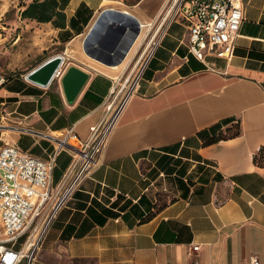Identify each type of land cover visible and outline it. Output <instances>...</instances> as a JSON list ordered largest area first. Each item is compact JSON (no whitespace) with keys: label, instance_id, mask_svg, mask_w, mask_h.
Listing matches in <instances>:
<instances>
[{"label":"crops","instance_id":"obj_1","mask_svg":"<svg viewBox=\"0 0 264 264\" xmlns=\"http://www.w3.org/2000/svg\"><path fill=\"white\" fill-rule=\"evenodd\" d=\"M106 1L22 5L19 18L49 35L50 54L28 72L78 49L85 58L77 66L89 76L69 105L57 80L41 88L26 73L0 71V127L10 133L0 135V147L13 142L46 160L53 145L17 129L72 128L83 141L101 120L113 80L127 74L148 24L170 2L138 0L123 10L103 7ZM240 1L243 20L228 61L197 60L183 19L167 24L100 165L51 222L31 264L264 261V0ZM117 12L119 25L107 28ZM106 30L111 47L125 35L117 55L95 50ZM70 163L67 152L57 154L51 187Z\"/></svg>","mask_w":264,"mask_h":264},{"label":"built area","instance_id":"obj_2","mask_svg":"<svg viewBox=\"0 0 264 264\" xmlns=\"http://www.w3.org/2000/svg\"><path fill=\"white\" fill-rule=\"evenodd\" d=\"M168 5L157 38L149 40L139 51L124 77L113 80L104 114L89 128L87 139L80 140L72 128L47 133L15 128L49 141L53 152L46 160H40L13 142L0 147V264H18L22 260L31 264L51 222L100 165L109 137L137 92L142 74L170 21L183 19L188 52L197 60L232 58L243 20L244 5L240 0H170ZM61 66L52 80L61 76ZM62 151L70 155L71 163L60 182L51 187L55 159ZM22 237L23 242L18 244ZM197 250V246L191 248L193 252ZM189 264L199 262L191 260ZM248 264H264V261L249 256Z\"/></svg>","mask_w":264,"mask_h":264},{"label":"rangeland","instance_id":"obj_3","mask_svg":"<svg viewBox=\"0 0 264 264\" xmlns=\"http://www.w3.org/2000/svg\"><path fill=\"white\" fill-rule=\"evenodd\" d=\"M25 1L0 0V71L6 74L28 73L31 66L38 64L50 54L48 49L49 35H45V32L37 27H30L29 24H25L19 18L21 7ZM137 1L107 0L104 2L103 7L115 5L123 10H131V7ZM168 4L156 15L153 22L148 24L145 42L139 51L144 48L149 40H155L159 35L162 29V20L169 7ZM82 54L77 49L75 56H66L63 66L66 67L69 64L79 65L85 58ZM7 129L5 125L0 127L2 138L7 137L9 139L10 133ZM23 240L24 237L20 238L18 244H21ZM21 263L25 264V261L22 260Z\"/></svg>","mask_w":264,"mask_h":264},{"label":"water","instance_id":"obj_4","mask_svg":"<svg viewBox=\"0 0 264 264\" xmlns=\"http://www.w3.org/2000/svg\"><path fill=\"white\" fill-rule=\"evenodd\" d=\"M121 17L122 14L120 12H117L111 23L108 24L107 28L109 26L111 28H115L116 26H118ZM107 33L108 32L106 30L102 34L101 39L97 42V47L95 50L99 53L107 54L110 56L117 55L120 51L125 35H123L121 38L118 37L117 44L115 46L114 44H112L111 47L107 45V41L110 36ZM64 60V55L53 56L39 64L37 67L29 71L28 73H26L24 78L27 82L31 84H34L41 88H46L53 81H55L52 80L53 75L58 70V68L64 63ZM88 76V72L84 71L76 65L69 64L64 67L62 74L57 81L60 85L64 101L67 104L71 105L75 101L76 97L85 85Z\"/></svg>","mask_w":264,"mask_h":264},{"label":"trees","instance_id":"obj_5","mask_svg":"<svg viewBox=\"0 0 264 264\" xmlns=\"http://www.w3.org/2000/svg\"><path fill=\"white\" fill-rule=\"evenodd\" d=\"M26 12H27V11H23V12L21 13V17H25ZM218 139H219V137L216 138V139H214V140H212V141H217Z\"/></svg>","mask_w":264,"mask_h":264}]
</instances>
